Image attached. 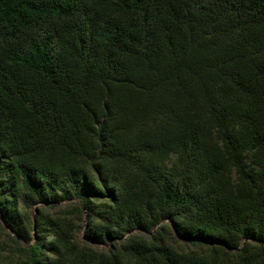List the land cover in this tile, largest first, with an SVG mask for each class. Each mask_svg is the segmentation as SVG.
Instances as JSON below:
<instances>
[{
  "label": "trees",
  "instance_id": "1",
  "mask_svg": "<svg viewBox=\"0 0 264 264\" xmlns=\"http://www.w3.org/2000/svg\"><path fill=\"white\" fill-rule=\"evenodd\" d=\"M3 227L0 264H264V0H0Z\"/></svg>",
  "mask_w": 264,
  "mask_h": 264
},
{
  "label": "rangeland",
  "instance_id": "2",
  "mask_svg": "<svg viewBox=\"0 0 264 264\" xmlns=\"http://www.w3.org/2000/svg\"><path fill=\"white\" fill-rule=\"evenodd\" d=\"M62 205H63V203L62 204H56L55 207H54V209H52L51 211L56 212L58 210H61L62 209ZM30 215H33L32 208H30ZM78 233L79 234H82V225H81V229L78 230ZM9 234H12V232L10 231V229H8L7 227H3V229L0 230V240L3 241V239H5L6 236H8ZM128 234H131V233H129V232L125 233V236H127ZM173 238H175V240H177L178 243L188 244V245L179 244L182 248H185V250H193L194 249V247L189 244L188 239L181 240V239H176V237H173ZM192 240L198 241V243H200V244H204V245H201L202 248H204V249L207 248V239H202L199 236H195ZM115 242H117V241H115ZM109 243H110L109 240H106L105 243L102 244V245H97V244L91 243V246L93 248L98 249V250L105 251L108 248Z\"/></svg>",
  "mask_w": 264,
  "mask_h": 264
}]
</instances>
